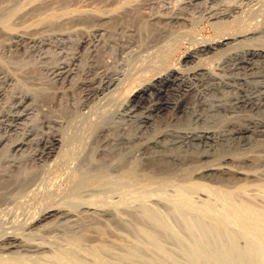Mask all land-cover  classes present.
Segmentation results:
<instances>
[{
	"label": "bare ground",
	"instance_id": "1",
	"mask_svg": "<svg viewBox=\"0 0 264 264\" xmlns=\"http://www.w3.org/2000/svg\"><path fill=\"white\" fill-rule=\"evenodd\" d=\"M140 15L144 25L136 24ZM199 18L221 32L198 36L179 64L170 63V47ZM246 20L258 27L229 30ZM38 36L78 37L77 49L47 78L29 73L24 90L17 72ZM253 37L264 38V0H0V264H264V114L221 116L264 105V75L241 95L196 58L211 53L216 64L240 54L244 65L250 55L264 57V43L244 45ZM149 74L123 100L124 86ZM193 89L198 94L187 96ZM43 91L54 100L44 102ZM14 97L20 110L11 114L4 108ZM175 108L202 125L170 127ZM31 112L61 128L38 139L37 158L69 164L68 189L51 161L21 170L2 157L38 132L31 124L12 139ZM136 142L153 150L132 171L126 157Z\"/></svg>",
	"mask_w": 264,
	"mask_h": 264
},
{
	"label": "rangeland",
	"instance_id": "2",
	"mask_svg": "<svg viewBox=\"0 0 264 264\" xmlns=\"http://www.w3.org/2000/svg\"><path fill=\"white\" fill-rule=\"evenodd\" d=\"M142 16V17H141ZM140 18V19H139ZM142 19H144V17H143V15H140L139 17H138V22L136 23L137 25H140V24H142L143 23V25H144V21L142 20ZM248 22H249V24H248ZM139 23V24H138ZM245 23V24H244ZM255 24H257V23H255V22H253V24H252V21H249V20H246L245 22H242V23H240V25H239V23H234L233 25L231 24L230 25V27H229V30H231V32H240V31H242V30H245V28L246 29H248L249 27V29H252V27H253V29L255 28H257L258 26L257 25H255ZM236 25V26H235ZM238 25V26H237ZM250 25V26H249ZM233 27V29H232V27ZM240 26V27H239ZM188 29V36H189V38H188V36L186 37V39L184 38V39H180L179 41H177L174 45H172L170 48V51H171V53H170V55L168 54V61L171 63H173V64H179L180 62H179V59H180V61H181V57L182 56H184L186 53H187V51H189L190 49H191V47L193 46L192 44H194V43H192L193 41H195L197 38H198V36L199 37H212V36H215V35H217V34H219L221 31H218L216 28H214V25H212V24H210L209 22H208V20L206 19V18H204V19H202V18H199L195 23H194V25L193 26H191V27H189V28H187ZM196 36V37H195ZM194 37V38H193ZM43 38V37H42ZM41 38V36H38L37 37V40L35 41V42H33L32 43V45H30L29 46V48H27L28 49V51L29 50H31V51H27L28 52V54H29V56H30V60H28V61H26V62H21L20 63V66H22V65H24L25 67H26V69H24L25 67L24 66H22V68H23V70H22V72L19 70V72H17L18 73V77L20 78L21 77V79H22V81L19 83V86H20V88H21V86H22V89H28V87L29 86H31L30 84H31V81H29V79H31V77L32 78H34V77H36V80L38 79V78H44L45 76V78H47V77H49L50 76V73H48V71L50 72L51 71V69L50 68H53V66L55 65V64H57V63H60V62H62V61H64V60H69L70 58H71V56H73L74 55V53H75V51H76V49H77V38L78 37H73L72 39H66V38H63V39H61V41L59 40V39H56V38H44V39H42ZM188 38V39H187ZM193 38V39H192ZM196 38V39H195ZM257 38V37H256ZM51 39V40H50ZM53 39H55V41L53 40ZM64 39H66L67 41H65ZM261 39V40H260ZM43 40V41H42ZM53 40V41H52ZM41 41V42H40ZM58 41H60V42H58ZM40 42V44H38ZM36 45H35V44ZM45 43H46V45H45ZM52 43V44H51ZM56 43H58L59 45H60V47H59V45L58 44H56ZM65 43V44H64ZM260 43H264V38H257V39H255V37H253L252 39H250V40H247V42H245V46L246 45H254V46H256V45H258V44H260ZM57 45V46H56ZM190 45H191V47H190ZM56 46V47H55ZM62 47V48H61ZM34 48V49H33ZM37 48V49H36ZM40 48V49H39ZM43 48V49H42ZM64 48V49H63ZM190 48V49H189ZM41 49H42V51H41ZM35 50H36V53H35ZM46 52V53H45ZM31 53H33V54H31ZM70 53V54H69ZM211 53H208V54H200V55H197L196 56V58H201V62L202 63H206V65L207 66H210V67H213V66H215V67H217V69H219V71L217 72V69H215L214 68V70H215V72L218 74V73H220V74H226V75H224V77H226L227 78V81H226V83H225V85L224 86H227L226 88H225V90L226 89H228L229 88V90L230 89H233V90H235V92L237 91L239 94H243L244 92V95L245 94H247V93H250V92H247L246 91V88L245 87H249V89H254L253 87L254 86H258L260 83H261V81H262V78H263V76H261V75H264V57H259V55L257 56V55H250L248 58H247V63H245L244 65H241V64H238V56L240 55V54H238V55H236L235 57H233V58H231V59H229V60H226L225 58H224V62H219L221 59H218L217 60V62H216V64L214 63V60H212L211 58H208L209 57V55H210ZM39 55V56H38ZM204 55V56H203ZM41 56V57H40ZM208 56V57H207ZM36 57V58H35ZM37 57H39V58H37ZM43 57V58H42ZM67 57V58H66ZM204 57V58H203ZM251 57V58H250ZM255 57V58H254ZM46 58H48V59H46ZM44 60L45 59V61H41V60ZM204 59H206V60H204ZM208 59H210V60H208ZM251 59V60H250ZM258 59V60H257ZM261 59L263 60V61H261ZM171 60V61H170ZM257 60V61H256ZM31 61V62H30ZM41 61V62H40ZM174 61H178V63L177 62H174ZM197 61V60H196ZM204 61V62H203ZM231 61V62H230ZM43 62V63H42ZM45 62H47V63H45ZM23 63V64H22ZM25 63H27V66L25 65ZM32 63V64H31ZM39 63V64H38ZM55 63V64H54ZM103 63V62H102ZM231 63V64H230ZM35 64L37 65V66H39L40 68H41V70L42 71H40L39 70V68H37V67H35ZM42 66H41V65ZM44 64V65H43ZM47 64H48V67L49 68H46L47 67ZM51 64H52V66H51ZM54 64V65H53ZM187 64L189 65H193L194 63L193 62H187ZM215 64V65H214ZM226 64H230V66H228V65H226ZM34 65V66H33ZM51 67H50V66ZM217 65H219V67H221V68H218V66ZM226 65V66H225ZM245 65H247L246 67H245ZM252 65V66H251ZM30 66V67H29ZM44 66H46V67H44ZM224 67V69H222L223 67ZM235 66V67H234ZM237 66V67H236ZM32 67H35V68H33V70H32ZM231 67V68H230ZM234 67V69H232ZM29 68V69H28ZM228 68V69H227ZM241 71V72H237L236 70H238V69ZM244 68V69H243ZM251 68V69H250ZM31 69V70H30ZM17 70V69H16ZM25 70H27V71H30V72H28L27 73V71H25ZM44 70H45V72H44ZM117 70V71H116ZM127 70H128V63H126V65L125 64H123V65H121V67L120 66H118L116 69H115V71H116V73H115V75H116V78H118V79H121V77L123 78V76L127 73ZM227 70V71H226ZM232 70V72H229V71H231ZM238 70V71H239ZM249 70H250V72H249ZM252 70V71H251ZM37 72V75H34L36 72ZM235 73H234V72ZM251 74V76H250V74L248 73V72ZM20 72H21V74H20ZM24 72H26L25 74L26 75H24L23 73ZM32 72V73H31ZM224 72H226V73H224ZM29 73L32 75H29ZM252 73H253V75L254 76H252ZM19 74H20V76H19ZM46 74H48L49 76H47ZM249 74V75H248ZM255 74L260 78V80H259V78L258 77H256L255 76ZM24 75V76H23ZM27 75H29V76H27ZM34 75V76H33ZM121 75V76H120ZM222 75H220V76H222ZM238 75V76H237ZM240 75V76H239ZM31 76V77H30ZM119 76H120V78H119ZM230 76V77H229ZM236 76V77H235ZM25 77V78H24ZM28 77V78H27ZM38 77V78H37ZM223 77V76H222ZM234 77V78H233ZM242 77H243V80H241L242 79ZM247 77V80L245 79ZM144 79L143 80H141L140 79V81H139V79H138V81H136L137 79H135V80H132V81H130L129 83H127V85L126 86H124L125 88H123V92H122V98H123V100L124 99H126L127 97H128V95L132 92V90H133V88L134 89H136V88H138L139 87V85H141V83H142V81H146V79H149V78H151V75L149 74V75H147V77L145 76V77H143ZM229 78H231V79H229ZM27 79V80H26ZM229 79V80H228ZM239 79H240V81H239ZM251 79V80H250ZM245 80L247 81V82H245ZM259 80V81H258ZM25 81V82H24ZM29 81V82H28ZM231 81H233V82H231ZM241 81H243V82H241ZM141 82V83H140ZM228 82H231V84L230 83H228ZM235 82V83H234ZM259 82V83H258ZM140 83V84H139ZM144 83V82H143ZM217 83V82H216ZM237 83V84H236ZM243 83H245V84H243ZM139 84V85H138ZM249 86H248V85ZM23 85H24V88H23ZM194 85V84H193ZM222 85H223V83H221L220 84V82L219 83H217V85L216 86H220L221 88H219V87H216L217 88V90H218V93H220V92H223L224 91V88L222 87ZM26 86H27V88H26ZM137 86V87H136ZM251 86V87H250ZM192 88H195V85L192 87ZM219 88V89H218ZM236 88V89H235ZM31 89H33V88H31ZM30 88H29V90H31ZM81 90H82V88H80ZM80 89H76V94H77V96H78V98H80L81 99V103H80V105L82 104V98H83V95H82V92H81V90ZM242 90V92H241V90ZM195 90L196 89H193L192 91L194 92H189L188 93V95L187 96H190V95H192V94H198V91L196 90V92H195ZM220 90H222V91H220ZM239 90H240V92H239ZM34 92H36L35 90H34ZM44 92V93H43ZM42 93V97L44 98L43 100H44V102L45 101H47V102H52L53 100H54V98H53V93H49V92H46V91H43ZM39 94H40V92H38ZM81 93V95H79ZM191 93V94H190ZM51 94V95H50ZM15 95H18V93H16ZM52 96V97H51ZM186 96V98L183 100V105H184V103H185V105H187L189 102H191V98L190 97H187ZM48 97V98H47ZM15 100V97L14 98H11L10 99V101H8V102H6V104H5V110L7 111H10V113L11 114H13V112H16V111H19L20 110V107H18V103L16 104V102H17V99L15 100V102H13ZM7 103H8V105H7ZM28 103V102H27ZM10 104V105H9ZM14 104H16V105H14ZM8 106V107H7ZM7 107V108H6ZM9 107H10V110H9ZM13 107V108H12ZM16 107V108H15ZM248 108L247 110L246 109H243V108ZM246 107H241V108H239V110L240 111H238V109L236 110V109H234L233 110V112H229V113H222L223 111H221V116L224 118L225 117V115L226 116H229V115H231L230 117H233V116H237V115H247V113H249L247 116H256V115H261L262 113L264 114V105H263V101H262V103L259 105V107L257 108H254V109H249L250 107L249 106H246ZM261 107H263V108H261ZM259 108H261V109H259ZM17 109V110H16ZM259 109V110H258ZM243 110V111H242ZM246 110V111H245ZM257 112H256V111ZM12 111V112H11ZM245 111V112H244ZM179 112V113H178ZM239 112V113H238ZM175 113V114H174ZM235 113H237V114H235ZM261 113V114H260ZM181 114V115H180ZM183 114V111L182 110H177L176 111V108L175 109H172L171 110V112H170V114H169V118H168V123H169V125H170V127H172V126H188L187 124H190V126H197V125H202L201 123V121L199 120V119H190V117H187L186 115L184 116V114ZM229 114V115H228ZM256 114V115H255ZM262 114V115H263ZM219 115H220V111H219ZM43 118V116H35V114H33L32 112L28 115V116H26L24 119H22V120H19L17 123H16V125H17V128L15 129V130H13L12 132H11V135H12V139L13 140H19L20 138H22L21 137V135H22V132H20L21 130L23 131V128L25 127V128H28V126H30L31 127V124H32V126H34V127H36V128H38V132L36 133V135H35V133H34V135H31L30 137H29V142L26 144V145H24V147L21 149H19L20 151H13V150H4L3 152H2V154H3V158L5 157L6 159H8L9 161H10V163H12V165H15L14 167H15V169H20L21 168V170H31V168H43V167H45V164L47 165V162H48V160L46 161V159H44V157H41V159H38L37 158V152H39L40 151V149H41V145H40V140H44L45 138V140H47V138L49 137V135H53V134H56V133H59V130L61 129V128H59V125H56V124H53V125H49V126H47V125H45V124H42V121L40 120V119H42ZM35 120V122H34V120ZM180 120V121H179ZM196 120V121H195ZM20 122V123H19ZM179 122V123H178ZM34 124H36V125H34ZM49 124H52V123H49ZM22 126V127H21ZM132 127V129L133 130H135L136 129V126L134 125H132L131 126ZM59 128V129H58ZM57 129V130H56ZM61 131V130H60ZM19 132V133H18ZM56 132V133H55ZM52 133V134H51ZM17 134V135H16ZM21 134V135H20ZM40 137H41V139H40ZM43 138V139H42ZM23 139V138H22ZM38 139H40V140H38ZM40 141V142H39ZM133 146H135L133 149L134 150H132L133 152H132V155L130 154V155H128L126 158H127V163L130 165V169H132L133 167V169H132V171L134 170H136V168H139L140 167V157H142L143 155H141V154H144V153H146V152H150V151H152L153 150V148H150V147H141L139 144H138V142H136ZM137 146V147H136ZM138 146H140L141 147V149H140V147L138 148ZM149 146H151V145H149ZM191 147V148H190ZM29 149V150H28ZM7 151V152H6ZM188 151H189V153H191L190 151H193V146H189L188 147ZM15 152V153H14ZM263 154H264V152L263 151H261ZM260 152V153H261ZM251 153V152H250ZM261 153V154H262ZM19 154V155H18ZM184 154H185V152H184ZM1 155V154H0ZM17 159V160H16ZM57 158H53L52 159V161L51 162H53L54 163V165H53V163H51L50 161L48 162L49 163V165H50V163H51V169H53L54 167L56 168H54L53 170H52V173L53 174H55V177H60V179H63V182L64 183H62V189L63 188H66V189H68V188H70L69 186L71 185V182L69 181L70 179L68 178L69 176L66 174V172H65V169H66V171L68 172V170H67V168H69V164H67L66 165V163L59 157L58 159H61L60 161L59 160H56ZM139 159V160H138ZM54 161H56V162H54ZM129 161V162H128ZM21 162V163H20ZM57 162H59V163H57ZM43 163V164H42ZM45 163V164H44ZM57 163V164H56ZM61 163V164H60ZM133 165V166H131V164ZM62 165V166H60V165ZM18 165V166H17ZM44 165V166H43ZM56 165V166H55ZM57 165H59V166H57ZM39 166V167H38ZM43 166V167H42ZM67 167V168H65L64 169V167ZM85 167H87L86 165H84ZM53 167V168H52ZM58 167V168H57ZM76 168L78 167L77 165L75 166ZM85 167H83V168H81V169H78V170H76V173H77V171H78V173L80 174V175H82V174H86V169H84ZM35 168V169H36ZM40 168V169H41ZM76 168H74V171H73V177L72 178H75V176H74V174L77 176L76 178H75V180L77 179V178H79L80 179V177H78V176H80L79 174H76L75 173V169ZM83 169V170H82ZM82 171H84V172H82ZM140 172V171H139ZM139 172H135L137 175L139 174ZM58 175V176H57ZM64 175V176H63ZM67 175V176H66ZM190 175V174H189ZM188 175V177L187 178H190V176H194V174L193 175H190L189 176ZM65 176H66V178H65ZM139 176V175H138ZM67 179V180H66ZM69 179V180H68ZM78 179V180H79ZM78 180H76V183L78 182ZM79 183V182H78ZM77 183V184H78ZM64 186V187H63ZM82 195H85V193L84 194H82ZM47 201L48 200H46L45 198L43 199V201H42V203L41 204H44V203H47ZM116 237L114 236V235H112V237H111V239H114V240H116L115 239ZM117 241V240H116Z\"/></svg>",
	"mask_w": 264,
	"mask_h": 264
}]
</instances>
